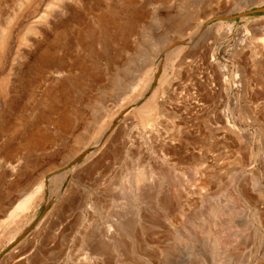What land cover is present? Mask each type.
<instances>
[{
    "label": "rangeland",
    "instance_id": "rangeland-1",
    "mask_svg": "<svg viewBox=\"0 0 264 264\" xmlns=\"http://www.w3.org/2000/svg\"><path fill=\"white\" fill-rule=\"evenodd\" d=\"M122 3L0 0V264H264V0Z\"/></svg>",
    "mask_w": 264,
    "mask_h": 264
},
{
    "label": "bare ground",
    "instance_id": "bare-ground-1",
    "mask_svg": "<svg viewBox=\"0 0 264 264\" xmlns=\"http://www.w3.org/2000/svg\"><path fill=\"white\" fill-rule=\"evenodd\" d=\"M62 1V0H61ZM69 1H71V2H73V3H76V5H79V4H81V2H82V0H69ZM124 3H122V4H119V5H121L120 6V9L119 8H115V7H111V8H109L108 9V13H107V15H108V17H109V21H115V20H117V19H120V22H123V25H124V30H125V33H124V35H125V37L128 35V33H130L131 31H133L135 28H136V26L137 25H135V23H136V21H137V19H138V16L140 15V13H139V10L137 9H135L134 7H132V5H130V4H133L134 3V0H131V1H129V2H126L125 0H122ZM133 2V3H132ZM114 8V9H113ZM61 9H62V11L63 12H66L67 11V8L66 7H64V6H61ZM52 15L50 14V12H48L47 14H45V16H43V19L45 20V21H48V19L51 17ZM99 20H101V16L99 15V18L96 20V22L97 21H99ZM49 23H50V21H49ZM102 23L103 24H106V18H103L102 19ZM50 26L52 25V24H49ZM55 28L56 27H54V26H51V27H49L48 29L50 30V31H53V30H55ZM108 33V32H107ZM107 33L106 32H102L101 30H100V27L99 28H97V29H95L94 30V32H92L91 33V38H92V41L94 42L98 37V39L100 40V39H102L103 38V35H105V37H108V35H109V33H108V35H107ZM6 34H9V38L11 39V34H12V32H11V30H8L7 32H6ZM34 34H36V35H40V37L41 38H43L42 37V31L41 30H36L35 29V31H34ZM9 38H6V40H9ZM4 39H5V37H4ZM27 41V40H26ZM37 42V41H36ZM36 42H34V44L31 46V47H33L34 45H35V43ZM41 42V41H40ZM28 43V42H27ZM37 43H39V42H37ZM32 44V43H31ZM79 44H81V46H86V45H83V43H82V39L80 38L79 39ZM2 49H1V52H0V54L1 53H5V51L3 50L4 48H5V42H3L2 43ZM31 49V48H30ZM34 53H33V55H34V57H35V59H36V62L37 61H40L41 63H42V58H44L45 56L49 59V57H50V54L48 53V52H43V50L41 51V52H38V51H33ZM46 54V55H45ZM24 56V55H23ZM25 57V56H24ZM28 58V57H27ZM4 60V59H3ZM59 65V63L57 64V66ZM59 66H62V69H63V65H62V63L60 62V65ZM20 80V79H19ZM68 80H70V79H68ZM78 85L76 84V86L75 87H77ZM52 89H53V87H51ZM50 88V89H51ZM54 88H56V87H54ZM51 89V90H52ZM43 141V138L42 137H39L36 141H35V139H33V140H31L30 141V143L32 144V145H34V143L35 144H39V142H42ZM11 147V146H10ZM6 149V148H5ZM8 149V148H7ZM14 148H10L9 150H7V152L8 153H12L14 150H13ZM15 169V168H14ZM141 173V172H140ZM140 175V176H139ZM63 176H65V175H63ZM139 176V177H138ZM138 178H136V181L139 183L140 182V180H142L143 179V181L145 180V176H144V174L143 173H141V174H138ZM61 178V177H60ZM55 179V178H54ZM58 179V178H57ZM138 179V180H137ZM53 180V179H52ZM59 180V179H58ZM54 181V180H53ZM52 181V182H53ZM55 182H57V181H55ZM29 185H30V189H32V188H34V187H38L36 190H34L33 192H32V194H29L28 196H27V198L25 197V199L26 200H24V202H25V204H27L28 206H30L31 204L33 205L40 197H39V194L38 193H40V190H42L43 189V187L45 186V184H44V181H41V182H37V181H31V183H29ZM29 190H27L26 191V193L28 192ZM33 207V206H32ZM8 223V222H7ZM5 224V223H4ZM14 240V239H13Z\"/></svg>",
    "mask_w": 264,
    "mask_h": 264
},
{
    "label": "water",
    "instance_id": "water-1",
    "mask_svg": "<svg viewBox=\"0 0 264 264\" xmlns=\"http://www.w3.org/2000/svg\"><path fill=\"white\" fill-rule=\"evenodd\" d=\"M264 11V9H259V10H254V11H251V12H248L246 14H253V13H258V12H262ZM176 46V45H175ZM156 82H157V79L155 80L153 86H152V90L154 89L155 85H156ZM43 217V216H42Z\"/></svg>",
    "mask_w": 264,
    "mask_h": 264
}]
</instances>
